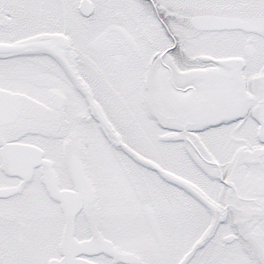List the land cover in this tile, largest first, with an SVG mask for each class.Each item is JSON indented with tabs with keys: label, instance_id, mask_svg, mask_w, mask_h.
<instances>
[{
	"label": "snow or ice",
	"instance_id": "6c2138e0",
	"mask_svg": "<svg viewBox=\"0 0 264 264\" xmlns=\"http://www.w3.org/2000/svg\"><path fill=\"white\" fill-rule=\"evenodd\" d=\"M0 264H264V0H0Z\"/></svg>",
	"mask_w": 264,
	"mask_h": 264
}]
</instances>
